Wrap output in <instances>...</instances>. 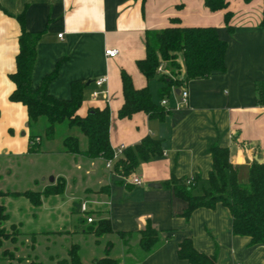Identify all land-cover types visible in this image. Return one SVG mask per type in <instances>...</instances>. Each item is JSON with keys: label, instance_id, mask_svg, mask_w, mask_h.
Returning <instances> with one entry per match:
<instances>
[{"label": "crops", "instance_id": "crops-1", "mask_svg": "<svg viewBox=\"0 0 264 264\" xmlns=\"http://www.w3.org/2000/svg\"><path fill=\"white\" fill-rule=\"evenodd\" d=\"M226 2L225 9L212 12L203 0H0V191L5 193L0 205L7 216L1 225L9 234L0 249V264H57L69 258L74 245L84 263L108 250L123 263L188 264L176 256L183 238H189L196 251L214 255L215 264H264V245L232 233L230 211L223 203L195 208L185 219L186 202L162 185L171 176L194 175L198 194L207 185L212 144L228 148V161L241 183L247 181L255 156L264 161V105L257 102L258 86L264 83L263 0ZM226 12L231 13V29L224 23ZM170 26L214 27L227 44L226 71L185 82L180 55L179 73L162 61L182 83L160 95L165 87L161 78L173 77L155 70L154 78L147 80L137 61L145 55V31ZM23 30L42 33L33 87L57 69L48 91L66 100L72 82L83 81L85 96L77 114L108 106L112 149L133 148L149 136L160 141L162 153L123 177L121 167L108 169L104 158L83 153L88 138L80 128L68 135L78 138L80 153L67 150V137L56 146L55 137L44 141L36 127L41 117L30 122L27 107L9 99L15 89L9 75L16 70ZM110 48L119 50L111 58L105 53ZM121 71L129 73L135 88H148L152 102L164 109L161 116L141 111L119 117L124 105ZM105 76L107 82L97 87L95 80ZM182 86L188 91L187 105L167 111L160 100L173 108ZM96 89H108V98L93 99ZM61 125L74 128L67 121L56 128ZM131 176L140 177L142 185L133 184ZM28 192L38 196L37 203ZM84 201L92 202L85 215L80 211ZM91 214L95 221L108 217L114 232L97 237L95 221H87ZM146 222L166 239L139 261L134 236L118 232L142 230Z\"/></svg>", "mask_w": 264, "mask_h": 264}, {"label": "trees", "instance_id": "trees-1", "mask_svg": "<svg viewBox=\"0 0 264 264\" xmlns=\"http://www.w3.org/2000/svg\"><path fill=\"white\" fill-rule=\"evenodd\" d=\"M247 1V0H245ZM204 5L210 11L225 9L226 0H203ZM261 17V26H264V0ZM230 12L224 14V23L231 29L229 20ZM42 36L40 32H29L23 30L19 36V52L15 58L16 70L10 74L15 84L9 99L12 102H21L28 109L29 121L34 122L40 117H45L48 126L45 136L48 139L54 138L57 124L68 122L72 127L80 128L88 138L87 149L84 154L91 158L102 157L109 159L113 157L114 150L110 145V109H91L85 116H79L78 110L85 96V84L83 81H74L71 84V97L69 99H59L54 97L48 88L50 83L57 77V69L47 75L39 86L33 87V71L37 58L38 42ZM145 55L137 61L140 72L147 80H152L155 70L160 62H165L172 70L179 73L180 66L176 62L179 55L182 58V70L184 71L183 81L190 79H202L212 75L222 74L226 71L224 66V52L226 42L219 39L216 29L212 26H170L159 30H147L144 34ZM122 88L124 94V105L119 110V117L125 118L134 113L144 111L152 117H159L164 113V109L152 102L147 87L137 89L133 86L129 73L121 71ZM165 87L161 88L160 95L167 92L170 86L182 83L177 78H161ZM258 104L264 105V83L258 86ZM68 151L79 152L78 138L67 136L64 141ZM212 167L207 176V185L200 188L196 194L198 178L192 176L193 184H187L188 177L174 178L162 182V185L173 192V195L186 202L183 217L188 219L195 208H210L215 203H223L230 211L232 233L236 236H247L251 239V244L260 243L264 245V163L252 160L247 172V181H238L237 171L228 161L229 151L227 147H219L216 144L209 146ZM30 151L34 152L33 147ZM125 160H119L116 165L121 167V175L129 177L140 162L150 157L159 156L162 153L160 141L149 136L142 139L141 143L133 148H125ZM5 193L0 191V195ZM32 200L37 203V195L28 192ZM7 216L5 208L0 205V249L3 240L9 234L2 227V222ZM145 228L136 232H118L121 236H132L138 243L139 261L149 253L162 245L165 236L161 232L146 222ZM93 232L97 237L113 233L111 222L108 217H101L92 225ZM125 243H127L125 241ZM176 256L184 259L188 264H215L214 255H204L194 249L189 238H183L178 244ZM57 264H131L123 263L121 259L111 258L109 251L102 258L95 259L90 263H84L78 255V247L74 245L69 251L68 259H60Z\"/></svg>", "mask_w": 264, "mask_h": 264}, {"label": "built area", "instance_id": "built-area-1", "mask_svg": "<svg viewBox=\"0 0 264 264\" xmlns=\"http://www.w3.org/2000/svg\"><path fill=\"white\" fill-rule=\"evenodd\" d=\"M63 34H59L58 36L59 37H62ZM119 50L116 49V48H110V49H107L106 50V55L108 57H114L118 54ZM156 71L157 72H160L164 75H167L168 77L170 78H174L175 76L173 75V73H171L170 71L166 70L163 66L162 63L158 64L157 67H156ZM107 82V77H100L98 79L95 80V85H97V87L99 88H102V86ZM179 99L176 103V105L172 108V107H169L168 106V102L166 99L162 98L160 100V104L167 110V111H171L173 110L174 108L175 109H179L180 107L182 106H185L187 105V97H188V91L186 89L185 86H182L181 89L179 90ZM99 96H102L103 98L107 99L108 96H109V90L108 89H96V91H94L92 93V98L93 99H96L97 97ZM124 149H125V146H119L117 148H114V154H113V157L112 158H109V159H105L104 158V163H105V166L108 168V169H114V165L119 161L121 160L124 155H125V152H124ZM192 175L190 177H188V180L186 181L187 184H193L192 182ZM130 181L135 184V185H142V179L140 177H137V176H131L130 178ZM80 211L81 213H83L84 215L87 214V212L89 211V206H88V202L87 201H84V203H82L80 205ZM87 221L88 222H94L95 221V218L93 216H88L87 217ZM235 264H239V263H235Z\"/></svg>", "mask_w": 264, "mask_h": 264}, {"label": "rangeland", "instance_id": "rangeland-1", "mask_svg": "<svg viewBox=\"0 0 264 264\" xmlns=\"http://www.w3.org/2000/svg\"><path fill=\"white\" fill-rule=\"evenodd\" d=\"M89 95V94H88ZM89 97V96H88ZM42 121V122H41ZM45 122V123H44ZM45 125L48 123L46 122V119L44 117H41L38 121H37V130L41 133L42 137H44V141H46L48 138L45 136V131H46V128L47 126L45 127ZM77 131H79V128H72L71 130H68L67 126L66 125H61V126H57V128L55 129V134H54V137L56 138V142H54L55 146L56 144H60V140L61 138L63 137H67L68 135H74V133H76ZM58 142V143H57ZM92 202L88 203V204H91ZM92 216V214L90 215ZM95 217V216H94ZM110 239H114L113 237H110ZM134 240H136V238H134Z\"/></svg>", "mask_w": 264, "mask_h": 264}, {"label": "water", "instance_id": "water-1", "mask_svg": "<svg viewBox=\"0 0 264 264\" xmlns=\"http://www.w3.org/2000/svg\"><path fill=\"white\" fill-rule=\"evenodd\" d=\"M254 160L257 161L258 163H264L263 159L257 158L256 156L254 157ZM151 185L160 187L161 184H151Z\"/></svg>", "mask_w": 264, "mask_h": 264}]
</instances>
